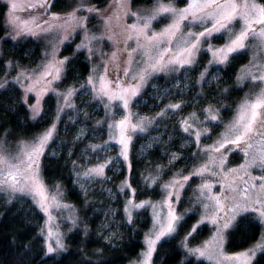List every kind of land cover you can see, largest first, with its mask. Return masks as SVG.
Segmentation results:
<instances>
[{"label":"rangeland","instance_id":"374dc122","mask_svg":"<svg viewBox=\"0 0 264 264\" xmlns=\"http://www.w3.org/2000/svg\"><path fill=\"white\" fill-rule=\"evenodd\" d=\"M55 1L48 0L40 7L43 0H0L5 6L6 28V35L0 39V55L4 44L26 43L28 55L38 52L36 62L30 61L32 64L8 62L0 84L19 88L32 120L47 116L48 99L54 101L53 122L37 136L16 142L0 139V200H30L36 205L45 217L42 233L47 253L48 245L56 248L57 241L63 247L52 253L65 249L64 236L68 232L88 229L77 208L64 199L61 186L50 187L43 177L42 160L62 150L64 142L60 135L63 134L65 139H70V146L84 143V150L73 161L74 182L86 194L87 202L100 213V233L107 240L119 241L129 226L135 221L141 222L146 213L151 218L139 257L127 264H143L149 241H154L148 259V264H153L159 242L172 235L180 220L191 212H196L198 217L182 243L186 256L207 264H251L264 251L257 247L264 244V218L261 217L264 213V125L256 123L244 142L232 141L239 134L235 125L242 105L254 102L264 87V81L253 79L264 72V44L260 38L250 35L244 49L231 53L225 63H219V58L213 55L215 49L224 48L244 28L245 19H236L228 30L202 37L192 63H169L181 59L182 50L196 42L195 36L189 33L198 35L215 23L211 19L192 22L190 18L181 21L175 37H162L150 43L153 34L163 32L179 19L178 12L160 13V9L182 10L188 7L189 0L181 7L164 0L136 6L132 0H107L102 5L90 0H68V9L63 12L53 10ZM13 2L17 10L10 15ZM248 2L255 8L242 11L251 27L259 31L264 25L254 21L261 18L259 9L264 4L257 0ZM74 11L75 18L69 20V14ZM153 16L156 18L152 19ZM10 19H15V25L9 23ZM146 23L150 27L140 34ZM25 26L26 30L21 32L20 28ZM71 42L76 52L86 57L89 74L62 86L70 61L62 50ZM242 53H247L248 61L235 80L239 86L248 88L218 134L212 141H204L211 134L212 126L221 123L222 116L219 107L205 99V88L217 80L232 56ZM48 72L51 75H46ZM57 75L59 78H54ZM29 88L32 90L28 91ZM133 89L135 95H132ZM212 116L216 119H211ZM49 130H52L51 138L42 152L35 155L39 139ZM157 145L161 146L168 164L147 170L143 180L150 187L160 180L161 197L157 201H137L130 182L133 153L142 157ZM192 146L194 159L185 160L193 161L191 169L168 174L169 166L182 153L179 148ZM30 157L35 159L34 164ZM29 164L32 169L28 168ZM101 168L99 173L92 171ZM120 174L123 178L119 181L115 177ZM33 176L49 197L47 213L38 203L39 196L11 188L14 177L20 179L21 184L17 185L20 187ZM245 215L261 225V237L252 247L228 253L224 248L227 231ZM173 216L178 219L173 221L174 231L168 233L167 226ZM204 228L209 232L201 242L189 240ZM49 232L53 235L49 236ZM162 232L166 234L161 235Z\"/></svg>","mask_w":264,"mask_h":264},{"label":"trees","instance_id":"16d2710c","mask_svg":"<svg viewBox=\"0 0 264 264\" xmlns=\"http://www.w3.org/2000/svg\"><path fill=\"white\" fill-rule=\"evenodd\" d=\"M67 1L56 0L52 7L53 10L57 12L67 10ZM90 1L101 5L107 2V0ZM151 1L132 0L134 6L150 4ZM164 1H173L178 7L184 6L187 2L186 0ZM257 1L264 4V0ZM4 14L5 6L0 3V39L6 35ZM1 52L0 80L5 75L8 62L26 64L31 60L36 62L38 57V52L28 55L26 43H17L13 46L4 44ZM62 54L70 59L61 83L62 86H68L89 74V63L82 52H76L73 42L63 48ZM204 60L206 61L205 57L202 59V66L205 63ZM247 61V53L232 56L217 80L205 88V99L207 98L212 105L219 107L222 116L220 117L221 123L212 126L211 134L204 141L213 140L224 123L232 117L235 107L244 97L245 89L248 87L239 86L235 79ZM205 102L206 100L203 103ZM47 106V116L32 120L29 109L21 100L19 88L14 85L0 88V139L16 142L37 136L53 122L54 101L49 98ZM60 138L62 143L64 142L62 150L54 156L46 155L42 160L43 177L48 186H61L64 199L77 208L88 225V229L84 232L80 230L68 232L64 236L65 249L48 254L42 233L45 217L36 205L30 200L24 202L0 200V264H127L138 258L144 247V235L151 223L150 216L146 213L141 222L135 221L130 225L126 235L119 241L107 240L100 233V213L87 202L86 194L79 190L74 182L73 161L77 158V154L84 150V143L77 142L70 146L69 138L65 139L63 134ZM179 149L182 153L169 166L168 174L176 171L188 172L193 165L192 160L188 162L185 160L193 158L194 147L186 149L180 147ZM166 164H168V159L162 153L160 145L150 149L148 154L142 157L133 153L130 182L137 201H157L161 197L158 187L160 180L150 187L149 183H144L143 179L147 170L154 166H166ZM115 178L121 180L123 176L120 174ZM197 217L196 212L186 214L178 223L175 232L159 242L153 254V264H207L186 256L182 247L183 240L190 234ZM208 232L207 228L199 230L189 240L201 242ZM260 237L261 225L250 216H242L227 231L225 251L237 253L252 247ZM251 264H264V251L257 254Z\"/></svg>","mask_w":264,"mask_h":264},{"label":"snow or ice","instance_id":"6c2138e0","mask_svg":"<svg viewBox=\"0 0 264 264\" xmlns=\"http://www.w3.org/2000/svg\"><path fill=\"white\" fill-rule=\"evenodd\" d=\"M48 3V0H43V2L39 5L40 7H44L45 4ZM35 5H33L34 7ZM249 7L255 8V5H250L248 0H189V5L187 8H184L182 10H177L172 7H162L160 9V13H172L177 14L179 13V19L175 20L173 24L169 25V27L165 28L163 32L159 34H153L149 40L150 43L157 41L159 38L162 37H175L176 33L180 30V23L181 21H186L191 18L192 22H196L203 19H211L215 20V23L211 28H206L205 31L200 32L198 35L189 33L190 36H195V43H192L189 47H185L182 52L179 54L181 59H174L170 60L169 63H178L182 62L183 64H189L192 63L195 52L198 49L200 39L202 37H208L211 36L214 32L219 33L222 30H228V27L232 22L236 19H245V25L244 28L240 31L238 35H235V38H230V42L225 45L224 48L215 49L213 55L214 57H218V62L223 64L229 59V55L231 53L238 52L246 47L245 41L249 38V36H258L261 40V43L264 44V27L259 29V31L253 29L251 27V23H249L246 19V14L243 13L242 10L247 9ZM17 10V5L15 2L11 5L10 15H14L15 11ZM92 9H90L91 11ZM260 19H257L254 21V23L259 25H264V8L259 9ZM54 19L56 17H53ZM75 18V11L73 13H70L68 16L69 20H72ZM156 17L153 16L152 19H155ZM10 24L15 25L16 21L15 19L9 20ZM133 29L136 28L135 25L132 26ZM150 27V23H146L144 26V29H140V34H143L145 29ZM26 30L25 27H21L20 31L23 32ZM30 31V29H27ZM131 38V37H129ZM169 42L171 40L169 39ZM63 63V62H61ZM56 72H59V69H56ZM46 75H51V72L46 73ZM54 78L58 79L59 76H55ZM253 79L264 81V72H262L259 76L253 77ZM141 80H143V77H141ZM39 83V81H37ZM3 85L0 84V88H2ZM32 89L29 88L28 91H31ZM71 94V93H69ZM136 94V90H132V95ZM39 103V101H37ZM125 104H127V101H125ZM172 107L178 108L179 105H174ZM264 109V87L261 88V91L259 95L256 97L255 101L252 103L245 102V105H242V113L238 117L236 121V127L238 128L239 134L236 136L235 140L232 141V143L240 144L245 141L246 137H248L253 132V126L256 123H260L264 125V111H261ZM245 117L247 119L245 120ZM211 119L215 120L216 116H212ZM241 121H244L241 123ZM124 121L121 122V126L124 125ZM187 123V121H185ZM185 131H187V128H185ZM52 130H49L47 133H45L38 142V145L34 149L35 155H39L42 152L43 146L47 143V141L51 138ZM221 147H223V144H221ZM218 150V149H217ZM126 155V151L124 153ZM32 158V157H30ZM32 163H35V159L32 158ZM29 169H32V164L28 165ZM97 173L102 171L101 169L92 170ZM199 174V173H194ZM185 180L188 178L185 177ZM14 182L11 185V188L13 191H18L23 194H34L36 196H39L40 199L38 201L41 209L47 213L48 211V202L49 197L47 196L44 187L35 177H29L28 181L21 185L20 187H17L18 184H21V181L19 178L14 177ZM2 190V189H0ZM52 199H55L54 197ZM141 205H137V207H140ZM261 217L264 218V213H261ZM178 219L177 217L173 216L172 220L169 221V224L167 226V232L170 233L174 231L173 227V221ZM264 222V220H262ZM227 226V225H226ZM166 233L162 232L161 235H164ZM53 234L49 232V236H52ZM159 237H157L158 239ZM154 241H149V251L145 254V260L143 261V264H148V259L151 256V251L153 250L151 245H153ZM63 245L57 241L56 248H53L51 245H48L47 251L48 253H52L56 251L57 249L62 248ZM258 248H264V244H258ZM200 255H204L203 252L200 253ZM243 255V254H242Z\"/></svg>","mask_w":264,"mask_h":264}]
</instances>
